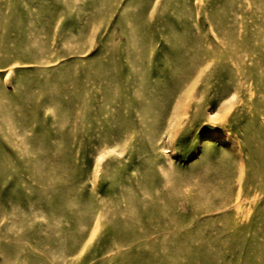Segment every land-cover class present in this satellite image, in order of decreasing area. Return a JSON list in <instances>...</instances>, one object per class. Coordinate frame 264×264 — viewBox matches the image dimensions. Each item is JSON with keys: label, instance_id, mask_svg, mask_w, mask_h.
<instances>
[{"label": "rangeland", "instance_id": "1", "mask_svg": "<svg viewBox=\"0 0 264 264\" xmlns=\"http://www.w3.org/2000/svg\"><path fill=\"white\" fill-rule=\"evenodd\" d=\"M0 264H264V0H0Z\"/></svg>", "mask_w": 264, "mask_h": 264}, {"label": "bare ground", "instance_id": "2", "mask_svg": "<svg viewBox=\"0 0 264 264\" xmlns=\"http://www.w3.org/2000/svg\"><path fill=\"white\" fill-rule=\"evenodd\" d=\"M218 53H219V52H218ZM230 54H231V53H230ZM240 54H241V53H240ZM235 55H236V54H235ZM238 55H239V53H238ZM239 56H240V55H239ZM234 57H235V56H234ZM241 57H242V56H241ZM239 58H240V57H239ZM233 59H234V58H233ZM233 59H232V60H233ZM232 62H233V61H232ZM258 87H259V86H258Z\"/></svg>", "mask_w": 264, "mask_h": 264}]
</instances>
